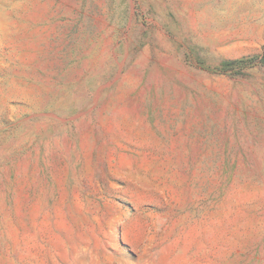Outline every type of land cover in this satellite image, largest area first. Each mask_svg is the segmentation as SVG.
I'll return each mask as SVG.
<instances>
[{"label":"rangeland","instance_id":"obj_1","mask_svg":"<svg viewBox=\"0 0 264 264\" xmlns=\"http://www.w3.org/2000/svg\"><path fill=\"white\" fill-rule=\"evenodd\" d=\"M261 57L264 0H0V264H264Z\"/></svg>","mask_w":264,"mask_h":264},{"label":"trees","instance_id":"obj_2","mask_svg":"<svg viewBox=\"0 0 264 264\" xmlns=\"http://www.w3.org/2000/svg\"><path fill=\"white\" fill-rule=\"evenodd\" d=\"M255 58L254 57H246V58H241L237 60H229L224 62L221 65L222 70L228 69V68H244L247 66H250L254 64ZM259 62L264 63V57H261Z\"/></svg>","mask_w":264,"mask_h":264}]
</instances>
